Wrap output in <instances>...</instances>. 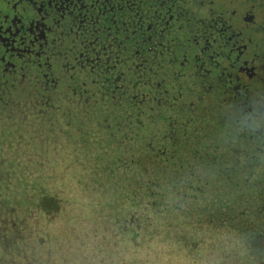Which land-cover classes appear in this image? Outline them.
Returning <instances> with one entry per match:
<instances>
[{
	"label": "trees",
	"instance_id": "trees-1",
	"mask_svg": "<svg viewBox=\"0 0 264 264\" xmlns=\"http://www.w3.org/2000/svg\"><path fill=\"white\" fill-rule=\"evenodd\" d=\"M131 30L114 31L113 59L104 61L115 65L99 72L94 86L83 83L77 92L76 84L61 80L66 87L58 86V92H66L57 95L51 94L54 81L30 77L40 68L24 69L22 44L11 50L13 40L0 34V94L26 99L29 123L42 110L54 120L64 111L75 113L70 120L83 123L87 135L82 138L76 127L59 130L78 153L67 154L64 170L81 187L104 178L111 195L98 194L93 204L114 203L111 222L102 231L81 224L83 235H90L93 250L86 255L92 258L49 255V264H264L263 97L236 82V54L221 36L214 35L216 42L207 48L195 42L199 36H191L187 46L184 32H170L152 52L153 38L143 42L141 32ZM86 93L100 94L93 101L100 110L93 115ZM106 102L111 119L102 113ZM21 192L6 201L24 206L27 216L43 211L36 197L61 201L42 188L30 196ZM5 248L0 264H20L4 254ZM21 264L48 263L34 258Z\"/></svg>",
	"mask_w": 264,
	"mask_h": 264
},
{
	"label": "rangeland",
	"instance_id": "rangeland-1",
	"mask_svg": "<svg viewBox=\"0 0 264 264\" xmlns=\"http://www.w3.org/2000/svg\"><path fill=\"white\" fill-rule=\"evenodd\" d=\"M204 1L206 2V0ZM216 7L225 11L224 6ZM138 11L141 12L138 8H134L130 14L135 13L139 19ZM9 13L16 14L17 11L13 10ZM7 14L6 10H0V34L3 33L8 40H13L8 45L11 50L16 48V42L23 45L18 48L19 50L23 49L27 55L24 57L27 63L24 69L32 66L28 73L32 72L36 66L40 68V73L37 76L29 74L31 78L38 82L49 80L53 83L54 81L55 85L51 94L57 95L66 92H58V86L66 87L61 80L76 84L73 86L77 92L81 90L79 85L83 83L94 86L97 80L96 75L99 72L100 74L107 73V70L115 65L104 61L105 59H113V50L111 49H113L112 43L115 41L114 31H105L104 23L101 25L91 24V27L81 24L84 26L82 33L74 30V27L65 26L68 25L66 22L61 23L60 25L63 27L61 26V29L57 30H55L57 26L47 25L44 28V37H40L36 41L30 29L25 27L21 29L17 26L14 18L10 19L9 17L8 19ZM130 14L129 16L132 17ZM138 19L128 18L130 23L127 31L132 29V32H137ZM3 25L8 28H3ZM154 25L156 28H159L160 25V34L164 31V34H168L166 30H170L171 23L155 19ZM139 28H142L141 21ZM175 31L179 32L180 30ZM150 35L153 36L152 33ZM243 35L246 36L247 34ZM230 40H233L232 36ZM153 41L156 47L151 49L152 52L161 48V43L156 36ZM244 42H247V46L243 55L248 58L250 64L256 67L254 75L245 81V88L249 89L250 87L253 92H256L255 88L264 87V83H261L264 80V66L263 68L259 66L262 62L258 60L257 57L260 58L258 54L252 56L251 51L254 48L252 37L244 39ZM118 44L120 45V42ZM224 44H226L225 41ZM99 46H104L110 51L99 52L101 49L98 48ZM74 52L75 57L71 59ZM171 52L169 51V54ZM144 55L147 57V54ZM160 57L162 55L156 58ZM144 64L141 63V65ZM102 69L104 71L101 72ZM24 72L20 73L21 78L22 76L26 78L28 73ZM132 79L138 80V76L135 78L131 76ZM139 79L142 81L141 78ZM136 89L138 90V88ZM126 91L124 92L126 93ZM3 95L4 92L0 94V249L2 245H6L4 254L19 260L20 264L24 261L29 262L34 258L45 260L49 264L50 260L47 257L49 255H51V259L57 258L59 260L68 257L73 260L78 256L80 258H92L91 255H86L88 250H93L90 247V235H83L84 230L81 224L91 231H102L106 223L111 222L114 203L108 199L107 202H102V206H94L93 204L98 194L106 198L111 195V190L102 177L93 179L95 183L91 181L82 187L79 181L68 178V173L64 170L66 160L68 155L78 153L73 152V147L70 145L72 143L59 131L62 128L63 130L67 128L74 130L76 127L77 133L83 138L87 135L86 126L83 123L72 122L70 117L74 118L75 113L69 111L62 112L63 116L54 120V115H49L46 110H42L39 118H35V122L29 123L26 118V110L29 105L26 103V99H19L12 94ZM23 95L22 93L21 96ZM99 96V93H86L83 96L87 98V110L92 115L99 109L93 103ZM19 102L21 103L18 104ZM80 102L82 104L81 100ZM18 105L21 106V111L17 109ZM109 106L110 104L106 102L102 113L111 119L113 111ZM47 122H49L48 125ZM22 124L24 125L22 126ZM99 140L105 139L100 137ZM77 158L76 155L75 159ZM38 180L41 182L39 186H37ZM104 187L106 189L101 193ZM40 188L44 192L58 194L61 201L55 202L50 195H45L42 198L36 197L37 203L44 208L43 211H41L42 208H38L39 211L30 216L24 214L26 209L24 206L18 207L15 201H6L9 197L13 198L17 191H22L21 193L30 196V193H35ZM68 227H72L73 230H69ZM39 236L44 237L42 242H39ZM64 243L66 244L64 245ZM126 253H123L124 256Z\"/></svg>",
	"mask_w": 264,
	"mask_h": 264
},
{
	"label": "flooded vegetation",
	"instance_id": "flooded-vegetation-1",
	"mask_svg": "<svg viewBox=\"0 0 264 264\" xmlns=\"http://www.w3.org/2000/svg\"><path fill=\"white\" fill-rule=\"evenodd\" d=\"M216 6H224L225 11ZM134 8L141 11H138L139 19L135 13L130 14ZM0 10H6L8 19L14 18L21 29H30L36 41L44 37L47 25L53 24L57 30L63 27L61 23L66 22L68 25L65 26H73L74 30L82 33V28L88 24L104 23L105 31H127L128 18H137L139 24L141 21L142 28L138 27V31L143 42L147 43L150 37L155 36L159 42H163L165 31L160 34V25L156 28L155 19L171 23L170 31L166 30L168 33L180 35L184 32L181 35L186 37L187 46L192 45L191 36H199L200 39L195 42L200 41L207 48L216 42L214 35L221 36L225 46L236 54V82L244 89L245 81L254 75L256 68L243 55L247 46L244 39L252 37V56L258 54L260 58H257L262 62L259 66H264V0H0ZM13 10L17 13L10 14ZM177 29L180 31H175ZM245 33L246 36L243 35ZM249 89L251 95H259L264 99V87L255 88L256 92Z\"/></svg>",
	"mask_w": 264,
	"mask_h": 264
}]
</instances>
